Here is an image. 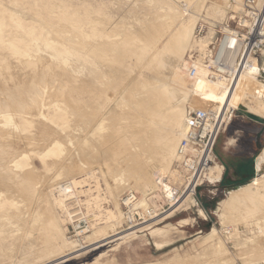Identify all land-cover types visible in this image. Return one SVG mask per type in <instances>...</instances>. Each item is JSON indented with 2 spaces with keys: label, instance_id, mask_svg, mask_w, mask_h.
<instances>
[{
  "label": "rangeland",
  "instance_id": "374dc122",
  "mask_svg": "<svg viewBox=\"0 0 264 264\" xmlns=\"http://www.w3.org/2000/svg\"><path fill=\"white\" fill-rule=\"evenodd\" d=\"M26 1L28 0H0V19L3 21H0V26L2 25L1 27L5 30L2 32L3 37L0 34V47L4 45L0 48V57H2L0 58V112L5 111L1 113L7 112L6 114L13 115V122L16 123L7 125L0 123L1 201L12 203V206L0 208V264H31L34 256L40 255L38 252L41 253L40 257L52 252V249H49L51 242L48 232L40 226L46 223L43 214L45 213L46 216L48 214L49 195L55 199V195H52L55 186L64 180H70L56 181L55 178L58 169L65 164H72L75 169L72 173L76 175L88 171L86 177H83L85 180L82 184L71 181L76 188H79V191H86L85 193L89 194L94 202L96 224L93 229L99 225L102 227V225L115 223L111 229L105 227L107 234H120L73 254L71 256V258L75 257L73 260H57L51 264H220L222 259L243 264V259L253 258V256V261L264 264L261 261L264 260L262 147L264 118L258 121L251 117L254 115L245 110L249 106L248 100L239 92H236L232 99L231 110H236L235 114L232 121L219 134L213 154L219 157L220 161L228 163L232 160L231 155L235 154V151H243L242 156L246 154L245 156L251 157L253 165L256 159L259 168V170L255 169L246 185L249 186L257 178L259 180L253 183L256 185L252 184L249 187V194L240 199L239 203L242 205L239 209L230 212V215L235 217L231 220H236L233 222V227L226 226L228 221L221 223L216 211L218 203L225 198L227 192L237 187L224 188L206 181L196 190V198L203 209L196 199L188 198L190 203L184 209L169 213L166 217L157 220L154 226L139 232L131 233L135 231L133 229L122 232L120 211L118 206L114 207L113 198L117 200L125 190L132 187L130 190L144 196L157 188L156 177L166 175L164 167L171 155L162 152L160 139L170 128L171 123L168 120L171 113L170 107L175 108L179 98L176 92H172L173 96L169 95L168 91L163 94L167 106L163 107L161 123L155 130V135H152V139H147L144 133L141 136H135L133 133L138 132L137 123L132 124L129 118L123 119L119 115L122 108L118 98L119 91L137 80L145 82L150 80L155 86H160L166 81L170 71L168 69L170 65L165 60L168 55L167 47L169 48L180 23L187 21L190 17L188 13L192 15L197 9L191 7L189 12L182 14L184 0H38L37 7L28 5ZM206 2L207 9L209 6L224 8L222 0H206ZM167 4L174 5L181 12L176 16H162ZM207 9L198 11V15L206 20L196 17V21L192 24L191 36L194 41L199 39L195 36L199 23L209 22L220 25L226 20L221 16L213 18L210 15L211 11ZM64 16H71L72 21L80 24L75 25L73 22L65 21L62 19ZM71 25L74 28L80 26V32L75 31ZM91 27L106 34L107 42L83 38L82 34L91 31ZM34 34H38L37 39L34 38ZM206 35L203 37L208 38L210 34ZM41 36L43 38L40 39ZM43 40L51 42L53 44L51 46H54L55 42L57 48L62 46L58 51L69 49L72 52L65 60L55 59L52 57L54 47L46 45ZM14 50L19 52L24 50L25 53L14 54ZM85 50L89 58L92 56L96 59L90 53L93 52L110 65H114V68L111 67L112 65L107 67L102 65L98 58L94 60L95 64H98L94 68L87 58L88 55L84 53ZM189 54L197 57V52L192 50L184 53L181 58L186 59ZM74 55L80 56L76 58ZM180 68L178 67L184 74V69ZM99 71L104 77L99 74ZM117 73L118 76L121 75L120 78L115 76ZM95 78L107 81L105 92L109 98L115 97V102L109 105L114 111L111 124L109 123L111 129L100 141L92 143L94 148L92 152L88 149L89 143L83 144V140L92 130L99 114L103 115L105 112V110L101 111L102 108L97 110L95 105L91 106L88 101L89 94L96 95L101 89ZM186 79L188 82L191 81L187 77ZM244 80L245 78L242 82ZM123 81V85L119 83ZM39 93L42 97L38 98ZM34 98L39 99L37 104L33 103ZM171 99L172 102H170ZM223 100L224 96L221 98L222 102ZM184 108L185 116L189 107L184 104ZM49 109H51L50 113ZM94 112V117L97 116V119L92 117ZM56 116L59 117L56 118ZM63 118L65 121L62 120ZM23 121H26L27 125L23 124ZM148 133L150 134L151 131ZM255 136L258 137L259 142V148L256 151L252 145V139ZM145 140L148 144L144 142ZM53 141H58L62 145L57 154L48 157L40 156V153L42 155L48 151ZM20 153L29 154V158L23 161L25 169H15L12 166V162L15 161L13 157ZM92 153L93 156H91ZM132 160H136L133 166L130 163ZM172 162L168 166V172ZM117 175H123L125 182ZM122 184L125 189H122ZM110 211L114 214L118 213L115 214L119 216L118 222L110 218ZM55 212L60 220L64 239L74 243V249H79L83 245L82 239L68 240L66 222L61 215L62 210L56 208ZM40 213L43 221L33 222L34 217H38ZM37 227L42 230H34ZM157 229L163 231L161 232L163 234L156 233ZM224 229L225 231L229 229L230 233L225 235ZM29 230H34V237L27 241L25 234ZM213 233L215 236L211 241H214L213 243L220 241L225 246L226 254L220 256L221 258L215 255L214 250H210L212 242L209 239ZM235 239L240 241V246H233ZM247 239L250 242H247Z\"/></svg>",
  "mask_w": 264,
  "mask_h": 264
},
{
  "label": "bare ground",
  "instance_id": "6f19581e",
  "mask_svg": "<svg viewBox=\"0 0 264 264\" xmlns=\"http://www.w3.org/2000/svg\"><path fill=\"white\" fill-rule=\"evenodd\" d=\"M22 1V0H21ZM25 1V0H24ZM157 1V0H156ZM28 3V5L30 6H39L38 5V0H28L26 1ZM25 2V3H26ZM222 2H225L224 0H222ZM184 6L181 9V11H179V9H177V7H175L174 5H166V9L164 10V13L162 14V16L164 17H168V16H176L177 14H179L180 12L183 14L184 12H189V9L191 7H195L197 9V11L193 12L192 15L193 17L195 16V18L191 17L192 15L190 13L189 14V18L187 21H182L180 23V25L178 26V28L176 29V32L174 34V37L172 38L169 48L167 47V51H168V55L166 56V62L168 65H170V68H168L169 71V75L168 78L165 79L166 81L163 82L160 86H155L154 83L152 81H136L133 84H129L126 87H124L121 91H119L118 93V98L120 99V103L122 104V108H121V112H120V116L121 118L125 119L126 117L129 118L130 122L132 124L137 123L136 125L138 126V132L134 131L133 133L135 134V136L138 135H146V138H151L152 139V135H155L154 132H156L155 130H157L158 126L161 123V119H162V115H163V107L167 106L165 99H164V93L166 91L169 92V95H172V92H176L178 94V100L176 101L175 104H177V106L174 107H170L171 108V113L170 116L168 117L170 124V128L168 129V131L166 132L167 134L160 139V146L162 148V152L164 154H168L171 155V157L167 160L164 170L166 171V174L168 173V166L170 165V163L175 159V149H176V145L180 139L181 133L183 131V123H184V104L188 105V109H203L209 112H221L224 113V111H228L231 112V107H232V99H233V95H235L236 92H239L240 94H243L246 99L248 100L249 106L245 108L246 111H248L250 114L260 117V118H264V95L261 93V85L260 83L254 78V74L256 73L255 69H249L248 71L244 72L243 74H241L239 77H237L234 82L232 83L231 87L228 89L222 82H208L204 76L202 74H199L195 79L191 80L190 82L187 81L186 79V75L185 73L183 74L181 72V70L178 69V67H183L184 65H186V60L187 58H191V55L189 54L188 57L186 59H182V55L184 53H188L191 52L192 50H195L197 52L198 57H196V61L198 64V67L200 69H202V60L204 59V56L206 55V51L207 48L210 44L209 38L211 37V35L213 34V29L209 28V37L204 39H198L196 41H194L192 39V24L194 21H196L197 18L202 19V20H206L204 18H201L198 15V11H200V9H207L206 8V0H184ZM154 4V3H153ZM161 4V3H160ZM2 5V3H1ZM118 5V4H117ZM116 5V6H117ZM165 5V3L163 4ZM18 6V5H17ZM46 6V5H45ZM19 7V6H18ZM162 7V6H161ZM27 8V7H26ZM29 8V7H28ZM32 8V7H31ZM208 11L210 10L211 13L210 15L213 16H221L222 19L225 17L226 18V4L224 3V8L218 7V6H209ZM233 11H239V7L238 5H235L233 7ZM191 12V11H190ZM1 13V12H0ZM14 12L12 11V14ZM162 13V12H161ZM15 15V14H13ZM34 15V14H33ZM7 16V15H5ZM29 16V15H28ZM127 16V15H125ZM3 17V16H2ZM1 17V18H2ZM11 17V16H10ZM197 17V18H196ZM209 17V16H208ZM9 18V16H8ZM16 18V17H15ZM19 18V17H18ZM63 20H68L70 22H73L75 25H79L80 23H76L74 21L71 20V16L66 17L64 16L62 18ZM10 20V19H9ZM183 20V19H182ZM210 20V19H209ZM1 21V19H0ZM24 21V20H23ZM93 21H95L93 19ZM149 21V20H148ZM3 22V21H1ZM8 22V21H6ZM10 22V21H9ZM14 23V22H13ZM21 23V22H20ZM25 23V22H24ZM82 23V22H81ZM94 23V22H93ZM7 24V23H6ZM11 25V24H10ZM31 25V24H29ZM2 26V25H1ZM0 26V34L2 36V32H4L5 30L3 29V27ZM18 26V25H17ZM35 26V25H34ZM70 26V25H69ZM38 27V26H37ZM47 27V26H46ZM71 27L74 28V26L71 25ZM82 27V26H81ZM22 28V27H21ZM33 28V27H32ZM31 28V29H32ZM90 28V27H89ZM92 28V27H91ZM94 28V27H93ZM91 29V31H88V33L86 34H82L83 38H89L94 40H100V41H104L105 43L108 40V36L106 34H102L100 32H98L97 30ZM7 29V28H6ZM10 29V28H8ZM25 29V28H24ZM43 30V28H41ZM50 29V28H49ZM75 31L78 30L80 32V26H75ZM84 29V28H83ZM88 29V28H87ZM100 29V28H99ZM13 30V29H12ZM35 30V29H34ZM33 30V31H34ZM41 30V32H43ZM85 30V29H84ZM8 31V30H7ZM20 31V30H19ZM18 31V32H19ZM32 31V32H33ZM53 31V30H52ZM101 31V30H100ZM10 32V31H9ZM37 32V31H36ZM58 32V31H57ZM84 32V31H83ZM15 33V31H14ZM35 33V31L33 32ZM54 33V32H53ZM52 33V34H53ZM41 34V33H40ZM55 34V33H54ZM31 35V32H30ZM42 35V34H41ZM47 35V34H46ZM49 35V34H48ZM5 36V35H4ZM28 36V35H26ZM36 36L38 37V34H34V38H36ZM40 36V35H39ZM55 36V35H54ZM80 34V37H82ZM3 37V36H2ZM113 37V36H112ZM13 38V37H11ZM16 38V37H15ZM30 38V37H29ZM40 39L43 38L42 36L39 37ZM45 38V37H44ZM57 38V37H56ZM1 39V38H0ZM17 39V38H16ZM37 39V38H36ZM46 39V38H45ZM22 42V40H20ZM44 41V40H43ZM20 42V43H21ZM38 42V41H37ZM46 42V41H44ZM65 42V41H64ZM11 43V42H10ZM4 44V43H3ZM7 44V43H6ZM68 44V43H66ZM71 44V43H70ZM2 45V44H1ZM8 45V44H7ZM10 45V44H9ZM29 45V44H28ZM31 45V44H30ZM46 45H53L51 42H46ZM45 45V46H46ZM58 45V44H57ZM78 45V44H77ZM4 46V45H3ZM2 46V47H3ZM12 46V45H11ZM10 46V47H11ZM24 46V45H23ZM38 46V45H36ZM48 46V47H49ZM70 46V45H69ZM0 47V48H2ZM7 47V46H6ZM9 47V46H8ZM32 47H35V45ZM40 47V46H39ZM47 47V48H48ZM54 54L52 55V57H54L55 59H59V60H65L68 58L69 54L72 52L69 49H62L61 51H58V49L56 47V43L54 42ZM15 48V47H13ZM27 48V47H25ZM29 48V47H28ZM27 48V49H28ZM45 48V47H44ZM45 48V49H47ZM57 48V50H56ZM65 48V47H64ZM67 48V47H66ZM77 48V47H76ZM99 48V47H97ZM90 49V48H89ZM96 49V48H95ZM49 50V49H48ZM93 50V49H92ZM97 50V49H96ZM35 51H38L35 49ZM50 51V50H49ZM56 51V52H55ZM80 51V50H77ZM88 52H90L89 50H87ZM98 51V50H97ZM96 51V52H97ZM9 52V51H8ZM7 52V53H8ZM11 52V49H10ZM81 52H83L81 50ZM24 54L25 51H16L14 50V54ZM29 53V52H28ZM37 53V52H36ZM39 53V52H38ZM84 53L87 54L86 50L84 51ZM94 58L93 59L92 56H90L91 58H89V55L87 56L88 60L90 61V64L95 68L97 67L98 64H95L94 60H101L100 63L102 65H107L109 66L110 63L106 62L105 60L101 59L100 57L96 56L93 52H90ZM89 53V54H90ZM85 54V55H86ZM164 55V53H163ZM187 55V54H186ZM185 55V56H186ZM10 56V55H9ZM31 56V55H30ZM72 56V55H71ZM75 56V55H74ZM80 56V55H79ZM78 56V57H79ZM76 58H78L77 56H75ZM150 57V56H149ZM2 58V57H0ZM17 58V57H16ZM19 58V57H18ZM17 58V59H18ZM51 58V57H49ZM98 58V59H97ZM185 58V57H184ZM21 59V58H20ZM83 59V58H82ZM153 59V58H152ZM155 59V58H154ZM2 60V59H1ZM39 60V59H38ZM86 60V61H88ZM27 61V60H26ZM162 61V60H161ZM165 62V61H164ZM165 62V63H166ZM179 62H180V66H179ZM22 63V62H21ZM99 63V62H98ZM68 64V63H67ZM99 64V65H101ZM163 64V63H162ZM26 65V64H25ZM112 65V64H111ZM110 65V66H111ZM183 65V66H182ZM14 66V65H13ZM114 65H112L111 67H113ZM163 66V65H162ZM99 67V66H98ZM116 67V66H115ZM114 68V67H113ZM117 68V67H116ZM115 68V69H116ZM165 68V67H164ZM167 68V67H166ZM180 68V69H181ZM167 70V69H166ZM203 70V69H202ZM201 70V72L203 73V71ZM79 71V70H78ZM91 71V70H90ZM114 72V71H112ZM75 73V72H73ZM99 74H101V71H99ZM115 74V73H114ZM76 75V74H75ZM112 75V74H111ZM102 77H104L101 74ZM118 78H120L118 73L115 75ZM245 78L244 82H242V80ZM81 79V78H80ZM79 79V80H80ZM97 82H99L101 89H99L98 94L94 95L93 93L89 94L90 98L88 101H90V105L93 106L95 105V107L98 109L105 110L104 114L101 115L102 113H98L100 116L97 119L94 117L95 116V112L94 115L92 116L93 119H97V121H95V125L92 127V130H90L86 136V138L83 140V144H88L89 143V151L93 152V145L92 143L94 141H100L102 138H104L106 136V132L108 130L111 129L109 123L111 122V118H112V112L113 109L109 106L111 104V102H115L114 98H109L108 94H106L105 92V85L106 82L105 80H99L97 78H95ZM105 79V78H104ZM124 80V79H123ZM120 84L124 83L123 82H119ZM45 84V83H44ZM119 84V85H120ZM79 85V84H76ZM123 85V84H122ZM84 87V85H82ZM45 87V86H44ZM69 87V86H68ZM81 87V86H80ZM82 87V88H83ZM81 88V89H82ZM122 88V87H120ZM47 94V93H46ZM49 94V93H48ZM47 94V95H48ZM117 94V93H116ZM115 94V95H116ZM114 95V96H115ZM42 97V95H40V93L38 94V98ZM173 96V95H172ZM224 96V100L223 102L221 101V98ZM35 97V98H37ZM34 98V102L33 103H38L39 99L35 100ZM52 99V98H50ZM49 99V100H50ZM58 99V98H57ZM42 100V99H41ZM40 100V101H41ZM59 100V99H58ZM32 101V100H31ZM45 102V101H43ZM53 102V101H52ZM172 102V99L171 101ZM46 103V102H45ZM54 103V102H53ZM50 103V104H53ZM43 104V103H42ZM44 105V104H43ZM49 105V104H48ZM59 105V104H57ZM33 106V105H32ZM35 106V105H34ZM37 106V105H36ZM39 106V105H38ZM112 106V105H111ZM42 107V106H41ZM94 107V108H95ZM109 107V108H108ZM48 108H50L48 106ZM47 108V109H48ZM56 108V107H55ZM57 108H59L57 106ZM92 108V107H91ZM93 108V109H94ZM89 109V108H88ZM95 110V109H94ZM1 112H5V111H1ZM0 112V123H2L3 125H7L8 123H12L14 120V116L6 113H1ZM10 112V111H9ZM20 112V111H19ZM49 113L51 112V109H49L48 111ZM27 113V112H26ZM58 113V112H57ZM93 114V113H92ZM97 114V115H98ZM42 116V115H41ZM18 117V116H17ZM20 117V116H19ZM59 117V116H58ZM56 116V118H58ZM92 117L89 119V121H91ZM47 118V117H46ZM18 119V118H17ZM16 119V120H17ZM48 119V118H47ZM64 120V118L62 119ZM67 120V119H66ZM21 121V119H20ZM65 121V120H64ZM26 121H23V124ZM61 122V121H60ZM14 123V122H13ZM28 123V122H27ZM67 123V122H66ZM64 123V124H66ZM91 123V122H89ZM93 123V122H92ZM91 123V124H92ZM16 124V123H14ZM111 124V123H110ZM11 125V124H10ZM21 125V122H20ZM27 125V124H26ZM32 125V124H31ZM63 125V124H62ZM61 125V126H62ZM17 126V125H16ZM24 126V125H23ZM60 126V127H61ZM2 127V126H1ZM11 127V126H10ZM29 127V126H28ZM21 128V127H20ZM23 128V127H22ZM64 128V127H63ZM62 128V129H63ZM17 129V128H16ZM19 130V129H18ZM64 130H62L63 132ZM151 131V133L149 134L148 132ZM153 131V132H152ZM21 133V132H20ZM67 134V132H64ZM1 136V135H0ZM1 141V140H0ZM146 144H148V141L145 140L144 141ZM264 144V143H263ZM62 145H60V143L58 141H53L51 144V147L48 149V151L44 154L40 156L42 157H48V156H53L55 154H57V152L60 150V148ZM47 148V147H46ZM173 152V153H172ZM17 156V155H16ZM15 156V157H16ZM29 154H25V153H20L17 156V159H15V157H13L15 161L12 162V166L15 169H22L24 168L25 164H23L24 160L28 157ZM32 156V155H31ZM93 156V153L92 155ZM41 157V158H42ZM130 163H132V166L134 165V163H136V160H132L130 161ZM129 163V164H130ZM263 164H264V145H263ZM53 166V165H52ZM255 169L258 168L257 166V160L255 159ZM130 167V166H129ZM52 168V167H51ZM1 169V167H0ZM25 169V168H24ZM128 169V167L126 168ZM163 170V171H164ZM259 170V168H258ZM75 169L73 168L72 164H65L62 167H60L58 169V174H56V181H59L61 179H70L72 180L74 183H80L82 184V182L85 180L88 171L86 173H83L81 175H76V173H72L74 172ZM123 173H125L124 171H121ZM222 172H223V167L218 164L216 161L214 163V165L209 169V173H208V180L206 182H208L209 184H217L220 181V178L222 176ZM2 175V171H0V176ZM120 176V175H117ZM115 177L116 179L118 177ZM122 177V179H124L123 182H125V177L122 175L120 176ZM257 180H259V178L253 180V182L250 183L249 186L242 185V186H238L235 189H231L227 192L225 198L218 203V208H217V216L218 218L221 220V223H226L227 222V227H233L234 226V221L236 220H231V219H235V217H232L230 215L231 211H235L238 210L239 207L242 205L239 203L240 199H242L243 197H246L249 193V187H251V185L256 182ZM53 183V182H52ZM205 183V181H204ZM203 183V184H204ZM264 183V182H263ZM54 184V183H53ZM51 184V185H53ZM117 184V183H116ZM202 184V185H203ZM220 184V183H218ZM123 185V184H122ZM121 185V186H122ZM253 185H256L253 184ZM120 186V187H121ZM137 186V185H136ZM158 186V185H157ZM156 186V187H157ZM53 187V186H52ZM127 187V186H126ZM117 188V187H115ZM128 188V187H127ZM132 188V187H131ZM130 188V189H131ZM232 188V187H231ZM234 188V187H233ZM122 189H125V186L123 185ZM55 188L53 189V194L55 195V199L51 198L49 195V209H48V214L47 216L45 215V213L43 214V218L46 220V223L42 224L40 227L44 228L45 230H47L48 232V236H49V240L51 242L49 249H52L51 253H49L48 255H45L44 257L41 256V253L38 252L40 255H35L33 258V262L31 264H51L52 262H55L57 260H64V261H68V260H73L75 257L71 256L81 250L87 249L92 245H96L97 243H101L104 240H107L115 235H118L120 233H115L113 235H108L106 228L105 227H109L110 229L112 227H114L115 223L113 224H108V225H99L97 228L93 229L91 235L89 236H85L82 238L83 241V245L81 247H79V249H74L75 244L74 243H70L67 241V239H64V235L62 232V228L60 226V220H58V217L56 215V208H59V210L61 209L63 211V202L61 200V198L59 196H57L55 194ZM117 190V189H116ZM228 190V189H227ZM121 191V190H120ZM110 194V193H109ZM112 195V194H111ZM252 195V194H250ZM249 195V196H250ZM1 197L2 195L0 194V208L1 207H6V206H12V203H9L8 201H1ZM113 197V196H112ZM252 197V196H250ZM96 198V197H95ZM249 198V197H248ZM114 201V207L117 208L118 203L117 200L115 198H113ZM58 200V201H57ZM244 201V200H243ZM248 201V200H247ZM244 203V202H243ZM248 203V202H247ZM250 203V202H249ZM248 206V205H247ZM247 208V207H246ZM243 211V210H242ZM111 212V211H110ZM39 213V211H38ZM117 213V212H116ZM115 213V214H116ZM244 213V212H243ZM114 213H110V218H114V221H117L118 217L117 215H115ZM118 214V213H117ZM42 215L41 213L39 214L38 217H34L33 222L37 223V222H42L43 219L41 218ZM242 217V216H239ZM23 218V217H22ZM108 220V219H106ZM230 220V221H229ZM239 220V219H238ZM237 220V221H238ZM244 221V220H242ZM118 222V221H117ZM31 223V222H30ZM64 223V222H63ZM29 224V223H28ZM156 224V222H154L152 225ZM174 227V226H173ZM42 228L37 227L34 230H38L41 231ZM263 228V227H262ZM28 229V228H26ZM166 229V228H165ZM169 229V227H168ZM34 230H29L26 231L25 234V239H27V241H30L31 237H34ZM131 230V229H130ZM140 230V229H139ZM64 231V229H63ZM124 231H129V230H124ZM122 231V232H124ZM138 230H135L131 233L137 232ZM156 233L158 234H163L159 229L155 230ZM167 232V229L166 231ZM130 233V234H131ZM23 234V233H22ZM155 234V233H154ZM165 234V233H164ZM211 238L209 239L210 241L213 239L212 237H214V233L210 235ZM235 236V235H234ZM233 236V237H234ZM23 237V235H22ZM235 238V237H234ZM23 239V238H22ZM33 240V239H32ZM69 240V239H68ZM251 240V239H250ZM80 241V240H79ZM247 242H250L248 239L246 240ZM212 242V241H211ZM214 242V241H213ZM211 244L212 249L210 248V250H214L215 255H219L222 256L225 253V246L220 242L217 241V243H213ZM32 243V242H31ZM31 245V244H30ZM77 245V244H76ZM241 243L238 239L234 240L233 246H240ZM32 246V245H31ZM244 246H246V244H244ZM24 251V250H23ZM37 254V253H36ZM102 255V254H101ZM221 258V257H220ZM254 258V256H253ZM252 257L250 258H245L243 259V264H258V262L253 261ZM37 259V261H36ZM220 260V259H218ZM264 263V260H261ZM220 264H235L233 261L230 260H220L219 262ZM19 264V263H18ZM20 264H24V263H20ZM260 264V263H259Z\"/></svg>",
  "mask_w": 264,
  "mask_h": 264
},
{
  "label": "built area",
  "instance_id": "2783aa9c",
  "mask_svg": "<svg viewBox=\"0 0 264 264\" xmlns=\"http://www.w3.org/2000/svg\"><path fill=\"white\" fill-rule=\"evenodd\" d=\"M224 1L226 20L220 25L201 22L195 30L196 38L200 39L211 33L209 28L213 29L201 62L203 70L191 54L182 69L190 80L202 74L208 82H222L228 89L241 74L255 69L254 78L264 95V0ZM235 5L239 11H233ZM235 111L221 114L220 111L187 110L175 159L165 176L155 178L157 188L144 196L127 189L118 197L121 231L138 229L139 232L154 226L157 220L189 205L188 198L197 200L196 190L208 180L209 169L216 161L213 154L216 140L232 121ZM54 191L64 205L61 215L66 222L67 238L78 241L90 234L96 220L95 205L89 194L79 191L71 180L58 183ZM229 231L224 229L223 233L228 235Z\"/></svg>",
  "mask_w": 264,
  "mask_h": 264
},
{
  "label": "crops",
  "instance_id": "0c3cea01",
  "mask_svg": "<svg viewBox=\"0 0 264 264\" xmlns=\"http://www.w3.org/2000/svg\"><path fill=\"white\" fill-rule=\"evenodd\" d=\"M258 143V137H253L252 145L255 148L254 151L259 148ZM235 152V154L231 155L232 160H230L228 163L225 161H220V159H218L219 157L214 155L216 162H218V164L223 167L222 176L220 178V181L218 182L220 184L217 183L218 185L222 184V180H228L231 182L241 181L252 174V172H255V166L252 164L251 157L245 156L246 154H243L242 156L241 153L243 151L241 150H237Z\"/></svg>",
  "mask_w": 264,
  "mask_h": 264
},
{
  "label": "trees",
  "instance_id": "16d2710c",
  "mask_svg": "<svg viewBox=\"0 0 264 264\" xmlns=\"http://www.w3.org/2000/svg\"><path fill=\"white\" fill-rule=\"evenodd\" d=\"M251 117H253L255 120L260 121V119L254 117V116H251ZM252 176H253V172H252V174H250L248 177L244 178L241 181L231 182V181H228V180H222L221 186H223L224 188H226V186H228V187H231V186L232 187H234V186L235 187L242 186V185L246 184L252 178Z\"/></svg>",
  "mask_w": 264,
  "mask_h": 264
},
{
  "label": "water",
  "instance_id": "95a60500",
  "mask_svg": "<svg viewBox=\"0 0 264 264\" xmlns=\"http://www.w3.org/2000/svg\"><path fill=\"white\" fill-rule=\"evenodd\" d=\"M247 114H249V113H247ZM254 117H256V116H254ZM256 118H258V117H256ZM258 119H261V118H258Z\"/></svg>",
  "mask_w": 264,
  "mask_h": 264
}]
</instances>
